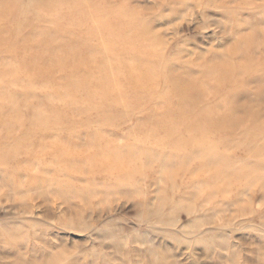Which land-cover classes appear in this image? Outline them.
<instances>
[{
    "label": "rangeland",
    "instance_id": "1",
    "mask_svg": "<svg viewBox=\"0 0 264 264\" xmlns=\"http://www.w3.org/2000/svg\"><path fill=\"white\" fill-rule=\"evenodd\" d=\"M22 1L30 4L28 27L49 31L53 39L36 36L35 45L25 48L23 30L17 48L12 49L7 33L0 38V264H264V186L234 184L228 192L217 193V183L210 184L206 177L194 181L184 174L162 176L159 163L144 168L131 181L123 176L119 180L115 169L84 161L104 145L87 148L95 131L102 133L101 140L107 136L112 141L110 152H127L149 124L166 126L165 120L159 121L164 113L167 121L179 127L191 119L194 112L181 109L174 91L172 100L161 102L150 96L129 98L133 95L128 89L126 96L111 94L74 109L52 93L53 87L63 83L62 74L49 73L58 66L66 40L54 35L59 26H72L77 16L72 5L81 6L88 20L81 32L94 34L95 45H102L107 37L98 20L106 14L105 8L139 14L148 36L158 41L152 47L170 60H179L170 77L178 75L192 83L187 96L201 108L209 107L221 102L228 89L217 94L215 74L203 86L206 69L202 63L218 61L222 52L231 50L246 34L257 33L264 39V0H62L56 19L47 10L51 0ZM38 38H42L40 43ZM50 40L51 49L45 45ZM106 51L100 52V58L111 62L112 53ZM84 53H90L89 49ZM37 54L42 58L32 63L30 58ZM263 55V47L254 52L257 59ZM15 66L30 67L41 79H30L27 71L3 76V71ZM146 66L134 72L139 75ZM120 72L115 67L111 75ZM257 77L264 78V69ZM13 78L27 80L31 88ZM258 78L241 91H229L234 96L230 102L236 112L233 121L222 117L228 127L210 134L230 161L225 175L234 177L235 169L255 162L252 151L263 143L262 136L242 142L251 123L247 115L264 119ZM169 85L160 83L156 88L164 94L172 88ZM107 115H113L112 119L102 121ZM44 116H57L60 121L55 128L42 125ZM142 125L146 128L141 129ZM55 143L74 155L69 166L56 158ZM152 149L160 155L164 147L140 146L142 153ZM175 154L171 151L168 156ZM207 169L200 163L193 166L205 173Z\"/></svg>",
    "mask_w": 264,
    "mask_h": 264
},
{
    "label": "bare ground",
    "instance_id": "2",
    "mask_svg": "<svg viewBox=\"0 0 264 264\" xmlns=\"http://www.w3.org/2000/svg\"><path fill=\"white\" fill-rule=\"evenodd\" d=\"M63 4L64 1L62 0L49 1L47 3L49 14L56 19L57 11ZM29 5V3L22 0H0V38L1 34L7 33L10 38L9 45L12 49L17 48L16 41L23 30L25 33V38H23L25 48L35 45L34 38H37L36 36H46L53 39V35L49 31L43 29L37 31L34 29L35 27H28L29 23L26 22ZM71 8H73L72 12H78L77 16L73 18L72 26L69 24L65 27L59 26L58 34L54 35H62L66 39L61 46L63 56L57 59L58 66L49 71V73L62 74L63 83L61 86L63 87H53L52 89L56 99L64 100L67 102L66 107L76 109L79 105L94 103L99 97L109 98L111 94L114 98L116 96H126L128 89L132 90L133 95L129 98L133 97L138 100V97L150 96L152 99H158L161 102L172 100L170 94L174 91L179 98L178 104L181 109L194 112L191 119L184 120L180 127L179 123L172 120L167 121L165 115L168 114L166 113L159 116V121L165 120L166 126L161 123L154 125L151 121L148 122L151 123L149 128H146L145 125L139 126L141 129L146 128L142 133L143 136L135 141L132 148L127 152L123 150L110 152L109 148L112 141L107 136L101 140L100 135L102 133L95 131V133L90 134L86 142L87 148H96L98 144L104 145L100 146L99 153L94 154V156L86 155L85 162L93 164V166L105 165L115 169L117 173L115 172L114 175L119 180L123 176L124 179L131 181L137 175L143 174L144 168L149 169L154 163H159V165L162 164V176L174 178L177 175L184 174L194 181L206 177L210 184L217 183L215 189L217 193L228 192L234 184L250 185L258 183L264 186V119L260 115H247L251 118V123L244 130L242 142L256 141L262 136L263 143L252 151L255 162L235 169L237 175L234 177L225 175L230 168V161L224 157L219 147H217L218 145L210 138L213 129L224 130L228 127L226 118L233 121L234 117L232 115L236 112L231 109L230 102L234 96L233 93L228 95L229 91L231 93L232 91L243 90L246 83L258 78V72L264 69V55L258 59L254 56V52L262 47L264 54V39H260L257 33L246 34L231 50L222 52L220 57L216 59L218 61L212 64L202 63L206 69L203 86H208L211 75L215 74L217 80L213 85L214 90L218 94L228 89V94L221 102L201 108L186 94L193 84H189L178 75L170 77L169 74L174 71L172 70L173 64L179 60H170L168 55L158 52L152 47L158 41L150 35V37L148 36L147 25L141 15H128V13L124 14L115 9L105 8L106 14L96 19L99 18L98 20L102 23L107 37L102 45H95L93 43L94 34L81 32V27L88 21L81 6L74 4ZM41 39L38 38L37 42L40 43ZM147 41L149 42L148 45ZM45 45L51 49V40ZM87 49L90 53H84V50ZM105 50L112 53L113 59L111 62L100 58V52ZM40 57L42 58L41 54L40 56L38 54L34 55L30 58L31 62L40 60ZM144 63L147 64L146 69L137 75L134 68L141 67ZM76 67L79 70L81 68V70L75 71L74 68ZM115 67H118L121 71L117 76L111 75V70ZM21 71H27L30 74V79H41L39 76L32 74L30 67H9L2 74L3 76L15 77ZM120 75L123 76L124 81L122 82ZM13 80L17 84L24 85V88H31L27 80L17 78H13ZM256 80H259L258 96L262 99L264 98V78ZM160 83L170 84L169 86L172 88L168 89V93L163 94L161 90L156 88ZM72 98L83 101L75 103L71 100ZM150 114L151 117H154L156 113L152 112ZM50 117H41L40 121L42 125L55 128L60 119L57 116ZM112 117L113 115H107L102 121L110 120ZM95 136H99V138H93ZM149 143L156 146L162 145L164 147V150L161 151L163 154L159 155L156 149L147 150L144 153L140 152V146ZM171 151L176 153L174 157L168 156ZM54 154L58 160L66 163L67 166L73 163L74 155L56 143ZM199 163L208 168V173L203 170H193V166Z\"/></svg>",
    "mask_w": 264,
    "mask_h": 264
}]
</instances>
